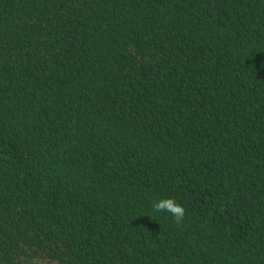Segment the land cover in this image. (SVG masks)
<instances>
[{"label":"trees","instance_id":"trees-1","mask_svg":"<svg viewBox=\"0 0 264 264\" xmlns=\"http://www.w3.org/2000/svg\"><path fill=\"white\" fill-rule=\"evenodd\" d=\"M0 264H264V0H0Z\"/></svg>","mask_w":264,"mask_h":264},{"label":"clouds","instance_id":"clouds-1","mask_svg":"<svg viewBox=\"0 0 264 264\" xmlns=\"http://www.w3.org/2000/svg\"><path fill=\"white\" fill-rule=\"evenodd\" d=\"M153 211L170 213L177 225H180L186 215L185 208L178 204L174 198H163L159 201H154L152 204Z\"/></svg>","mask_w":264,"mask_h":264}]
</instances>
